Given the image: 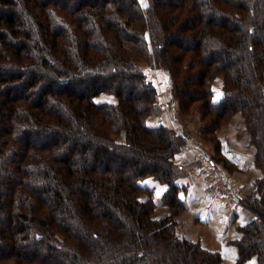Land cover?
<instances>
[{"label":"trees","instance_id":"obj_1","mask_svg":"<svg viewBox=\"0 0 264 264\" xmlns=\"http://www.w3.org/2000/svg\"><path fill=\"white\" fill-rule=\"evenodd\" d=\"M155 67L205 134L244 113L263 175L232 243L264 264V0H0V264H223L176 233L188 137L148 122Z\"/></svg>","mask_w":264,"mask_h":264},{"label":"crops","instance_id":"obj_2","mask_svg":"<svg viewBox=\"0 0 264 264\" xmlns=\"http://www.w3.org/2000/svg\"><path fill=\"white\" fill-rule=\"evenodd\" d=\"M181 121L176 109L169 107L166 113L161 112L159 121L151 125L176 124L180 134L188 137L184 122ZM242 124L244 127H241ZM244 128V122L237 119L227 130L219 131L220 149L216 164L240 181V196L246 199L247 194L254 189L256 180L263 175V171L255 163L256 148L251 144L249 134L244 132L246 130ZM206 152L213 160L215 155L207 150ZM175 161L181 170L175 183L181 187L180 196L187 206L185 211L175 218L177 235L199 241L209 250L219 251L223 257V264H237L238 252L232 241L241 236L240 227L254 218V213L250 210L229 212L220 200L208 195L204 187L188 172L189 166L193 163L189 152L181 150ZM141 184L153 193L154 199L158 202L154 217L161 218L169 214V207L161 202L168 185L151 177L144 179ZM141 197L148 199L149 193L146 192Z\"/></svg>","mask_w":264,"mask_h":264},{"label":"rangeland","instance_id":"obj_3","mask_svg":"<svg viewBox=\"0 0 264 264\" xmlns=\"http://www.w3.org/2000/svg\"><path fill=\"white\" fill-rule=\"evenodd\" d=\"M140 2L143 5L147 4V0H140ZM148 78L157 90L156 99H155V108L153 109L152 113L148 116V122L150 124H152L155 121L158 122L161 112L166 113V110L169 109V107H174L176 109V114H177L178 118H180V120H182L181 121L182 123L184 122L183 126L185 125V129L187 130V133L189 134V136H188L187 140L184 142L181 150H183L185 152H189L192 155V161H194L193 153L197 152L198 149H200L202 152H204L208 156H209V154L206 152V150L211 152V154L218 157L217 144H218L219 149H220V145L218 142L219 140L217 139V138H219L218 133H219V131L227 130V128H229L230 125L235 123L237 119H238V121L242 120L244 122V124H245L244 129L247 130V131L245 130L244 132H247V134H249L250 142L256 148V146L252 142L251 132L248 129L246 117L242 111H236L235 113L231 114V116L229 117L227 122L225 121L223 123V125L216 130L214 135L210 134V133L205 134L204 130H205V127H207V122L204 121V119L202 117L203 116L202 115V104L200 101L195 102L192 105V107L189 109L188 113H185V112H183L179 101L177 99H173V97H172L171 79H170V75H169L167 70H165L163 68H157V67H155L154 69H150L148 71ZM223 82H224L223 76L219 75L216 77V79L214 80V83H213L214 88L216 90V97L218 99L221 98L222 94H223V91H222ZM97 100H99V101L108 100V101L116 102L117 98L113 97L109 94L103 93L102 95L97 97ZM242 126H243V124L241 125V127ZM170 127H172L176 132L180 133V130L176 124H173ZM124 137H125V135L123 133L119 136L118 140L124 141V139H125ZM187 141H191V144L194 146V148H192L191 145ZM189 147H191V148H189ZM209 157L212 159L211 156H209ZM255 157H256V154H255ZM214 164L217 166V164L215 162H214ZM191 165L189 166V168L191 167ZM189 168H188V170H189ZM223 171L225 172L226 170H223ZM226 173L237 182L238 190L241 191L240 190V183H239L240 181L237 178H235L230 172L226 171ZM243 193L247 194V192H243ZM253 194H257L256 183H255L254 189L251 192H249L247 195L249 196V195H253ZM166 206H168V205H166ZM247 208L250 209L248 206H247ZM169 211L171 212L170 207H169ZM183 211H185V210L184 209L181 210V212L179 214H181ZM250 211H251V209H250ZM170 212H169V214H170ZM154 214H155V209L153 211V216H154ZM178 215H176V216H178ZM253 215H255V217H256V214H253ZM175 228H176V225H175Z\"/></svg>","mask_w":264,"mask_h":264},{"label":"built area","instance_id":"obj_4","mask_svg":"<svg viewBox=\"0 0 264 264\" xmlns=\"http://www.w3.org/2000/svg\"><path fill=\"white\" fill-rule=\"evenodd\" d=\"M187 142L194 148L191 141ZM193 155L194 161L188 172L196 182L203 185L208 195L220 200L229 212L250 210L247 208L245 199L240 196L237 182L233 178L217 167L212 159L200 149Z\"/></svg>","mask_w":264,"mask_h":264}]
</instances>
